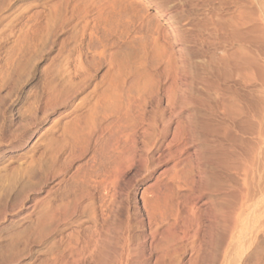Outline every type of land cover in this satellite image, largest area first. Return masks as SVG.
<instances>
[{"label":"rangeland","instance_id":"rangeland-1","mask_svg":"<svg viewBox=\"0 0 264 264\" xmlns=\"http://www.w3.org/2000/svg\"><path fill=\"white\" fill-rule=\"evenodd\" d=\"M0 264H264V0H0Z\"/></svg>","mask_w":264,"mask_h":264}]
</instances>
